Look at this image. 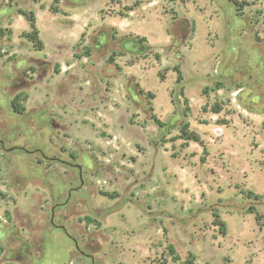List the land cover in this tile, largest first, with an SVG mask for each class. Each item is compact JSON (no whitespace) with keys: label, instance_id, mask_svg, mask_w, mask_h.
I'll use <instances>...</instances> for the list:
<instances>
[{"label":"rangeland","instance_id":"374dc122","mask_svg":"<svg viewBox=\"0 0 264 264\" xmlns=\"http://www.w3.org/2000/svg\"><path fill=\"white\" fill-rule=\"evenodd\" d=\"M0 141V264H264V0H0Z\"/></svg>","mask_w":264,"mask_h":264},{"label":"trees","instance_id":"16d2710c","mask_svg":"<svg viewBox=\"0 0 264 264\" xmlns=\"http://www.w3.org/2000/svg\"><path fill=\"white\" fill-rule=\"evenodd\" d=\"M244 4L245 3H241L240 6H242ZM31 22H32V28L34 29L35 28V24H34L35 19L32 18ZM36 34H37V31L34 32V35L29 36V38H31V40L34 42H35L36 37H37ZM181 132H182L181 139H183L186 143L191 142V141L196 142V143H201V139H200L199 135L194 133V132H189L187 125L182 129ZM218 219H219L218 215H215V223L219 222L218 225L222 228V232L224 233L225 223L219 221Z\"/></svg>","mask_w":264,"mask_h":264},{"label":"water","instance_id":"95a60500","mask_svg":"<svg viewBox=\"0 0 264 264\" xmlns=\"http://www.w3.org/2000/svg\"><path fill=\"white\" fill-rule=\"evenodd\" d=\"M0 146H1V148L4 150V151H7V152H13V151H20V152H22V153H25V154H31V153H35V152H37L36 150H32V151H29V150H27V149H25V148H22V147H11V148H7V147H5V145H4V143L2 142V141H0ZM41 154H42V156L44 157V158H47L48 159V157L43 153V152H41V151H39ZM53 160H56V159H53ZM61 163H65V164H68V163H66V162H64V161H60ZM69 165V164H68ZM71 166V165H70ZM79 167H81L80 165H78ZM56 207H58V205H56ZM55 207V208H56ZM53 210H55V209H53ZM52 223L54 224V211H53V214H52ZM55 225V224H54ZM80 251V250H79Z\"/></svg>","mask_w":264,"mask_h":264},{"label":"flooded vegetation","instance_id":"af4514ba","mask_svg":"<svg viewBox=\"0 0 264 264\" xmlns=\"http://www.w3.org/2000/svg\"><path fill=\"white\" fill-rule=\"evenodd\" d=\"M79 164L77 163H71V166H72V169H77L78 170V176H79V179L80 181L82 182L81 184V187L84 185L85 183V180H84V175H83V172H82V167H79L78 166ZM77 188H79V185L75 186V187H71V190L72 191H75ZM80 189V188H79ZM78 190V189H77ZM62 205V204H61ZM60 204H58V207L61 206ZM56 207V206H55ZM55 207L53 209H55ZM57 208V207H56ZM56 228H60V226L58 225H54ZM82 255H84L85 257L87 256H91L90 254L86 253L85 251L83 250H80L79 251Z\"/></svg>","mask_w":264,"mask_h":264}]
</instances>
